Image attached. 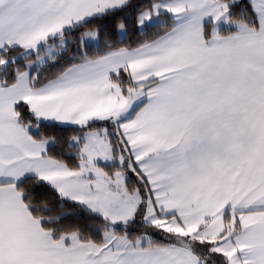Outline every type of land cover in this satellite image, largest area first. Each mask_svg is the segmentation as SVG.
Wrapping results in <instances>:
<instances>
[{
    "label": "snow or ice",
    "instance_id": "snow-or-ice-1",
    "mask_svg": "<svg viewBox=\"0 0 264 264\" xmlns=\"http://www.w3.org/2000/svg\"><path fill=\"white\" fill-rule=\"evenodd\" d=\"M0 264H264V0H0Z\"/></svg>",
    "mask_w": 264,
    "mask_h": 264
}]
</instances>
